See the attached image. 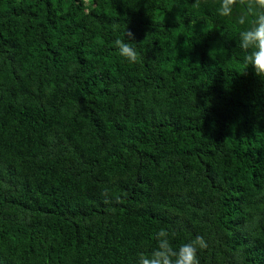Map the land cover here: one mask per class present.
<instances>
[{
  "label": "trees",
  "instance_id": "obj_1",
  "mask_svg": "<svg viewBox=\"0 0 264 264\" xmlns=\"http://www.w3.org/2000/svg\"><path fill=\"white\" fill-rule=\"evenodd\" d=\"M262 12L0 0V264H264Z\"/></svg>",
  "mask_w": 264,
  "mask_h": 264
},
{
  "label": "clouds",
  "instance_id": "obj_2",
  "mask_svg": "<svg viewBox=\"0 0 264 264\" xmlns=\"http://www.w3.org/2000/svg\"><path fill=\"white\" fill-rule=\"evenodd\" d=\"M250 3L251 0H248ZM236 0H230V4H235ZM261 8H264V0H256ZM255 13V9L251 10ZM259 15H264V12ZM241 22V19H240ZM125 37L127 39H117L114 43L120 50L122 56H124L130 63H135L137 60V53L130 43L127 41H134V34L128 29L125 32ZM242 42L241 47L247 49L249 47H254L259 49V52L247 58V62L253 66L257 75H264V23L257 22L254 27L248 28L241 32ZM131 38V39H129ZM246 41V43H244ZM199 244H191L190 247L191 254L186 258L181 260V264H198L197 250L198 247L206 246L202 238H197Z\"/></svg>",
  "mask_w": 264,
  "mask_h": 264
}]
</instances>
